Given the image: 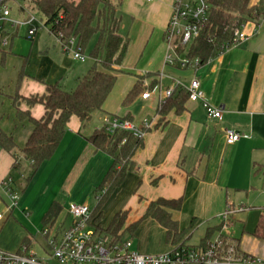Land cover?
<instances>
[{"label":"crops","instance_id":"obj_1","mask_svg":"<svg viewBox=\"0 0 264 264\" xmlns=\"http://www.w3.org/2000/svg\"><path fill=\"white\" fill-rule=\"evenodd\" d=\"M263 2L250 0V5L259 6ZM122 3L129 7L133 26L139 30L134 44L140 43L143 48L142 57L132 67L129 62L125 64L133 47L130 44L121 72L117 74L118 80L119 74L128 70L135 72L137 84L142 79L131 102L117 108L111 105L110 95L103 112L92 117L98 123L92 119L83 123L73 116L53 158L34 171L22 154L33 125L17 117L16 89L0 98V130L16 144L13 153L0 146V214L3 215L0 249L10 253L27 240L26 245L36 252L34 246L45 227L44 217L55 203L61 208L57 222L66 218L70 204L92 208L89 204L92 194L98 204L100 195L96 189L113 160L87 138L103 129L106 117L126 119L137 125L144 119L156 118L155 128L146 134L142 148L133 158L135 171L127 174L102 209L103 228L118 213L127 212L122 240L132 241L133 250L141 254H165L179 245L198 246L207 229L221 223L227 208L238 205L245 210L235 214L233 222H238L237 226L232 225L222 233L236 244L241 254L264 264V241L252 235L264 216V15L245 24L246 41L232 45L207 64L192 70L166 64L168 46L164 37L172 0H123ZM194 78L200 81L214 106L224 107L222 118L209 119L200 102L187 100L182 111L171 110L160 123L159 93L148 100L142 95L156 87L164 91L177 85L187 86ZM22 83L20 110L29 111L36 119L45 114L43 105L29 107L24 98L43 95L46 85L56 83L63 90L73 92L60 85L56 78L45 82L28 76ZM142 85L147 88L145 91ZM227 130L236 131L241 139L228 144ZM9 179L19 197L13 208L4 187ZM160 199L182 200L181 210L171 211L180 233L187 231L177 243L168 240L166 229L157 220L144 218L150 203ZM192 220H195L193 226ZM136 223H139L137 229L131 232ZM10 228L15 235H10Z\"/></svg>","mask_w":264,"mask_h":264},{"label":"trees","instance_id":"obj_2","mask_svg":"<svg viewBox=\"0 0 264 264\" xmlns=\"http://www.w3.org/2000/svg\"><path fill=\"white\" fill-rule=\"evenodd\" d=\"M122 1L33 0L35 8L45 17V26L50 27L51 34L56 38L60 33L64 39L75 38L82 52L86 50L91 40L96 38L90 54L94 63L75 91L67 92L56 83L46 85V92L43 95L24 98L29 107L43 105L45 114L42 118L36 119L29 111L20 110V96L16 95L14 98L18 119L27 120L33 125V132L22 154L31 163L34 171L53 158L73 116L86 123L95 113L103 112L104 105L116 85L117 74L121 72L120 67L124 63L130 45L129 39L123 38L120 34L121 17L118 8ZM263 15L264 2L259 6H251L250 0H212L209 20L200 36L187 48L186 55L198 58L201 66L207 64L233 45L236 31L241 30L248 21L259 20ZM180 52L183 53L184 50ZM4 54L7 53L0 50V61H4ZM24 75L22 70L19 74L18 88ZM141 81L142 79L127 96L126 104L135 97ZM187 100L188 94L185 90H178L174 96L163 102L158 109V114L161 116L160 123L171 110L182 111ZM87 140L113 160L111 168L96 189L100 198L93 210L92 219L98 232L104 231L114 240L119 241L122 240L125 232L128 213H118L104 230L101 223L102 209L117 188L123 184L127 174L135 171L133 158L142 148L143 139L126 131L110 134L103 128L95 131ZM0 146L9 153H13L16 149L13 138L2 130H0ZM181 207V199H160L150 203L144 218L157 220L166 229L168 240L177 243L187 231L180 233L177 222L172 219L171 211H179ZM60 213L59 205L53 204L44 217V225L56 221ZM193 221L195 220H192V226ZM138 225L139 223L132 225L131 232L135 231ZM222 228V223L208 228L198 247L207 248L218 239L220 253H226L229 247L233 246L236 252L241 254L236 244L221 233ZM252 235L264 241V216L259 219ZM26 242L27 240L24 244H27ZM242 256L252 259L245 254Z\"/></svg>","mask_w":264,"mask_h":264},{"label":"built area","instance_id":"obj_3","mask_svg":"<svg viewBox=\"0 0 264 264\" xmlns=\"http://www.w3.org/2000/svg\"><path fill=\"white\" fill-rule=\"evenodd\" d=\"M154 1L148 0V2ZM211 10L212 0H172V13L164 37L168 46L167 65L192 70H197L201 66L198 58H191L186 53L189 45L200 36L207 24ZM36 22L38 21L33 16L19 22L12 20L7 0H0V50L8 46V40L4 39L7 25L13 28L30 27L29 37L33 38L39 29L33 27ZM243 29L244 27L236 31L233 45L247 40ZM57 39L66 49L77 43L75 38L64 39L61 33L58 34ZM182 50H184L183 53L180 52ZM74 59L81 63L87 61L78 44ZM178 88L185 90L188 100L200 102L209 119L220 120L222 118L224 107L214 106L207 99L197 78L192 79L187 86L177 85L164 91L161 87L146 90L142 98L148 100L154 93H159L161 105L174 96ZM155 126L156 118L144 119L140 125H137L126 119L106 117L103 128L110 134L126 131L139 139H144ZM226 137L227 143L233 145L242 136L234 130H227ZM4 187L11 202V208L16 207L19 197L12 188V180H7ZM244 210L243 207H228L221 216L222 232L232 227L231 221L235 214ZM92 215L93 210L90 206L70 204L66 215L70 219V225L67 228L64 227V221H54L45 226L41 232L45 239L47 255L39 256L24 244L15 253L0 249V264H262L260 261L246 259L242 254H238L233 246L229 247L226 253H220L218 239H215L207 248L179 245L165 254H141L133 250L132 241H117L104 231L98 232ZM2 217L3 215L0 214V221Z\"/></svg>","mask_w":264,"mask_h":264},{"label":"rangeland","instance_id":"obj_4","mask_svg":"<svg viewBox=\"0 0 264 264\" xmlns=\"http://www.w3.org/2000/svg\"><path fill=\"white\" fill-rule=\"evenodd\" d=\"M116 3H118V1H116ZM7 5L11 10L12 20L19 22L33 16L38 21L33 27H38L39 29L36 35L30 38V27L13 28L11 25L5 27L4 39L8 40V46L4 48V51L7 53L3 55L5 57L4 61H0V98H2L4 94H10V91H14L15 89V97L16 95L18 96L23 85L22 82L28 76L38 78L45 82L56 78L60 85L67 90L75 91L79 81L83 79L84 75L88 73V70L94 63L90 54L95 46L96 38H93L86 50L82 52L87 58V61L86 63H81L74 59L77 43H75V46H68L67 49L64 48L58 39L51 34L50 27L45 26V17L35 8L33 0H7ZM118 9L121 17L120 34L123 38L129 39L130 44L133 43L129 59H127L125 64L129 62L131 66L134 67L143 54L142 45L140 43L134 44L133 40L139 30L138 27L133 26V16L129 12V7H126V5L122 3ZM22 70H24L25 77L22 82L19 83L20 88H18L19 74ZM134 80L137 81V78L133 71L125 70L123 73L119 74L115 88L109 98H112L111 105H115L118 108L122 104H126L125 100L127 96L137 85V82ZM142 89V91H145L147 88L142 85ZM20 99L23 98L20 97ZM6 106L7 103L4 108ZM96 120L97 118L92 119L94 123H98ZM95 200V196L92 194L89 199V204L92 205V208H95L97 205ZM6 203L8 202L6 201ZM239 207L240 206L237 205L236 208ZM63 220H65V228H67L70 225V219L64 217ZM233 223L232 225L237 226L238 222ZM103 229L105 230V228ZM11 234L15 235V231L12 228H10V235ZM196 241L197 239L193 242L196 243ZM21 247L22 245L20 244L18 248L14 251H10V253L17 252ZM45 247V239L41 233L37 236L34 248L39 256L44 257L47 255Z\"/></svg>","mask_w":264,"mask_h":264}]
</instances>
